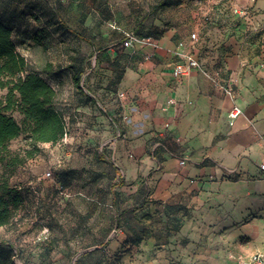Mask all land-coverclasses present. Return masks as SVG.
Segmentation results:
<instances>
[{
	"label": "rangeland",
	"instance_id": "rangeland-1",
	"mask_svg": "<svg viewBox=\"0 0 264 264\" xmlns=\"http://www.w3.org/2000/svg\"><path fill=\"white\" fill-rule=\"evenodd\" d=\"M105 1L110 4L105 10L107 23L116 8L118 11L119 21L110 25L120 33L116 45H122L125 34L133 33L137 24L169 25L176 19L189 31L193 22L189 13L196 9H210V16L218 17L213 23L230 27L240 24L241 18L233 13L235 6L245 3L249 18L256 13L254 0ZM15 7L16 0H0V15L12 23V42L29 70L37 72L55 90L54 107L63 118L65 135L56 144L41 143L36 147L29 144L26 133L9 142L11 156L24 162L12 173H2L4 168L0 166V180L2 176L7 178L8 189H13L10 195L20 199L13 224L0 228V264H182L180 254L156 246L165 234L158 208L154 217L148 215L145 221L134 224L113 215L120 209L132 208L144 184L148 199L158 180L156 170H144L134 153L135 145L144 139L145 153L149 155V143L157 138L144 126L146 116L132 102L130 85L125 82L131 67L129 56L123 51L111 56L107 49L97 50L89 42L76 40L51 12H42L36 24L23 29L17 22ZM179 13L184 15L181 20ZM247 22L250 39L257 40L253 54L259 55L264 50V42L258 41L264 40V18ZM41 28L47 31L39 33L41 42L35 43L33 34ZM204 37L199 34V38ZM175 52H171L173 56ZM71 64L82 72L79 86L73 82V73L68 74ZM198 75L214 88L201 72ZM6 93L0 89V110ZM237 95L234 86L228 99L235 100ZM6 114L21 124L22 116L17 111ZM27 150L36 152L35 156L26 159ZM124 162H129L128 168ZM253 179L247 178L255 182ZM137 183V191L132 193L129 187ZM241 201L232 197L230 229L240 231L232 246L264 250V189L248 192L244 207ZM112 202H116L114 208ZM241 208L244 210L240 213ZM234 212L240 215L235 217ZM171 226L175 233L179 232L177 222ZM131 232L138 236H131ZM113 239L117 241L114 249L110 248ZM149 244V249L143 247Z\"/></svg>",
	"mask_w": 264,
	"mask_h": 264
},
{
	"label": "crops",
	"instance_id": "crops-1",
	"mask_svg": "<svg viewBox=\"0 0 264 264\" xmlns=\"http://www.w3.org/2000/svg\"><path fill=\"white\" fill-rule=\"evenodd\" d=\"M253 3L254 17L241 18L234 13L241 18L236 27L213 23L218 17L210 16V9L189 13L193 20L189 31L205 36L193 46L194 55L207 66L215 64L224 68V78L237 81L238 95L232 100L197 73L181 80L172 77L177 57L171 52L187 49L190 33L179 26L180 21L176 19L169 25L155 22L133 26L131 30L138 41L123 49L122 45H116V40L120 39L118 29L110 27L119 21L117 8L107 23L105 10L110 4L105 0H16L15 16L23 29L36 24L42 12H51L76 40L89 42L97 50L107 49L111 56L121 51L129 56L131 67L125 82L130 85L132 102L146 116L144 126L157 138L149 143V155L145 153L144 139L135 145L134 153L144 170H156L154 175L158 180L148 199L144 184L142 195L133 199L134 206L113 215L134 224L145 221L148 215L154 217L158 208L165 222V234L156 246L180 254L182 264H242L254 253L264 252L232 246L240 231L230 229L232 197L242 200L244 207L248 192L264 189L263 174L258 169L264 154V50L259 55L253 54L257 40L250 39L251 27L247 22L264 18V0ZM243 6L245 3L235 8ZM178 17L181 20L184 15L179 13ZM68 68L71 76L72 69ZM169 98L175 100L173 105H167ZM233 103L243 114L231 125L228 112ZM170 136L184 140L187 156L184 166L179 165L175 155L162 150L155 155L150 151L155 141L167 142ZM114 165L122 173L118 164ZM124 165L128 168L129 162ZM230 171L234 173L229 174ZM248 177L256 181H248ZM137 187L138 183L129 188L135 193ZM111 205L114 208L116 202ZM243 210L241 208L240 213ZM234 213L235 217L240 215ZM172 222L179 224V232L172 230ZM134 234L130 235L138 236ZM113 241L110 248L114 249L117 241ZM150 246L143 247L149 249Z\"/></svg>",
	"mask_w": 264,
	"mask_h": 264
},
{
	"label": "trees",
	"instance_id": "trees-1",
	"mask_svg": "<svg viewBox=\"0 0 264 264\" xmlns=\"http://www.w3.org/2000/svg\"><path fill=\"white\" fill-rule=\"evenodd\" d=\"M38 29L33 34L35 43H40ZM13 26L10 20L0 15V89L7 91L4 107L0 110V166L3 172L12 173L24 162L18 156H11L8 144L26 133L29 144L36 147L41 143L56 144L65 135V124L61 114L54 107L55 90L37 72L29 70L23 56L15 49L12 42ZM73 82L79 86L81 70L71 64ZM92 101V100H91ZM15 110L22 116L17 123L6 112ZM36 152L26 151V159L34 157ZM13 189H8L7 178L0 180V228L13 224L15 210L20 204L19 197L11 196ZM9 247V246H8ZM1 262V260H0ZM14 264V261H13Z\"/></svg>",
	"mask_w": 264,
	"mask_h": 264
},
{
	"label": "built area",
	"instance_id": "built-area-1",
	"mask_svg": "<svg viewBox=\"0 0 264 264\" xmlns=\"http://www.w3.org/2000/svg\"><path fill=\"white\" fill-rule=\"evenodd\" d=\"M233 13L237 14L241 18L248 17V10L246 6L240 8H234ZM207 19V17H206ZM126 39L124 40L122 47L130 48L135 42L138 41V37L134 33H126ZM199 36L197 33L192 32L189 35V43L187 44V49L183 52L176 53L177 61L174 62L172 67V77L176 80H181L193 73L201 72L206 79L214 85V88L220 91L223 95L230 97L233 93V88L236 86V80L233 78H224V68L216 66L202 67L200 61L194 55L193 46L198 41ZM175 100L169 98L167 100V105H173ZM243 114V110L233 103L232 107L228 112V117L230 124L238 119ZM111 120V118H109ZM167 142L156 141L151 146V153L156 154L158 151H164L169 155H175L180 166H184L187 162V156L184 150V140L180 137L170 136ZM171 146L173 149H171ZM259 171L263 174L264 180V154L262 160L258 165ZM234 173L230 171L229 174ZM242 264H264V252L254 253L247 262Z\"/></svg>",
	"mask_w": 264,
	"mask_h": 264
}]
</instances>
